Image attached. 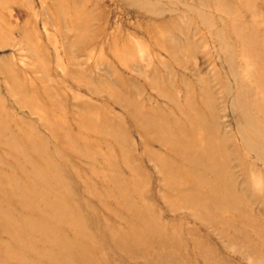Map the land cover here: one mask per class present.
<instances>
[{
	"label": "rangeland",
	"instance_id": "1",
	"mask_svg": "<svg viewBox=\"0 0 264 264\" xmlns=\"http://www.w3.org/2000/svg\"><path fill=\"white\" fill-rule=\"evenodd\" d=\"M0 264H264V0H0Z\"/></svg>",
	"mask_w": 264,
	"mask_h": 264
}]
</instances>
